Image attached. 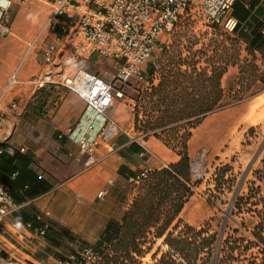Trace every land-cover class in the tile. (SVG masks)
<instances>
[{"label":"crops","instance_id":"0c3cea01","mask_svg":"<svg viewBox=\"0 0 264 264\" xmlns=\"http://www.w3.org/2000/svg\"><path fill=\"white\" fill-rule=\"evenodd\" d=\"M240 1L248 7L252 0ZM258 1L239 27L250 40L257 33L256 23H264L258 13L264 9V0ZM47 4L52 13L46 20L38 15L40 11L34 14L32 22L37 27L31 32H21L25 8L23 17L7 35L1 33L0 27V111L4 114L0 122V180L9 185L18 204L6 219V233L0 234V264H57L78 248L95 246L107 227L122 223L132 204L137 189L130 177L148 168L162 169L180 159L156 135L134 131L129 113L123 121L128 120L126 127L134 136L141 135L140 140L119 133L114 146L111 142L100 145L98 162L85 169L79 145L66 134L80 120L85 101L64 87L38 89L32 81L45 69L44 51L55 35L45 28L54 13L53 3ZM21 20L23 25L18 30ZM83 60L89 59L79 62L85 68ZM15 73L17 82L10 84ZM116 102L117 99L107 112L118 122L129 109ZM262 106L258 103L251 107L256 112H249L246 118L252 124H264L259 120ZM213 117L218 121L204 126L207 118L193 138L197 136L204 142L207 132L211 139L221 137L228 127L236 129L243 121L237 111ZM231 137H226L224 145L231 144ZM193 138L189 141L191 157ZM100 191H105L103 197H99ZM43 228L46 233L42 236L38 231Z\"/></svg>","mask_w":264,"mask_h":264},{"label":"rangeland","instance_id":"374dc122","mask_svg":"<svg viewBox=\"0 0 264 264\" xmlns=\"http://www.w3.org/2000/svg\"><path fill=\"white\" fill-rule=\"evenodd\" d=\"M24 8L26 9L23 14L24 25L23 20L18 25V30L23 25L22 34L36 29L37 24L32 22V16L38 11H40L38 15L43 16L44 20L48 19L52 13L51 5L43 1L16 4L8 11L11 31L13 25L15 26L19 18L23 17L21 14ZM259 10V15L264 17V9ZM170 39V46L155 52L148 63V65L153 62L156 64L157 71L153 76L155 83L163 77V66L160 60L165 52L176 50L189 54L190 51H199L198 65L200 67L209 70H212L213 66L226 68L221 80L226 102L233 100L237 90H243L246 93L242 100L227 104L224 108L210 113L201 122L213 116L237 111L243 121L236 129L232 126L228 127L223 136L215 139H211L207 132L204 142H201L200 138L197 140V136L193 138L192 135L193 180L197 181V184L194 194L187 200L180 213L179 219L182 224L176 233L184 223H189L196 227L206 226L210 233H223L226 230L224 238L229 234L249 237L253 227L260 222V211L264 210V124H252L253 121L246 118L249 112L252 115L255 114V108L251 110L252 106L258 103L264 106V81L262 80L264 50L253 47L247 35H243L239 30L230 31L225 27L213 26L201 17H186L177 25ZM209 57L212 60H209ZM82 65L111 81L118 72L114 62L105 57H93L84 61ZM148 65L145 67L143 79L133 78L124 85H117L123 91V96L117 97L116 105H123L129 109L125 115L123 114L124 118L118 120L119 125L125 129L129 128L125 124L128 120H123L129 116V113L134 121L136 107L134 97L138 95L139 89L149 86ZM182 69H186V66ZM139 111L143 116L144 109L140 107ZM260 114L259 120L264 122V111ZM201 123L193 129V134L201 128ZM133 130L136 131L135 124ZM229 134L233 135L231 144L224 145ZM226 165L229 167L225 169ZM140 185L136 187V196ZM177 222L178 219L169 231H173V226ZM147 237L145 253L139 257V264H156L169 247L164 242V237H155V229H151ZM89 245L95 247L94 244ZM257 250L254 248L251 253L257 255L256 261L259 262ZM234 264H248V261L236 260Z\"/></svg>","mask_w":264,"mask_h":264},{"label":"built area","instance_id":"2783aa9c","mask_svg":"<svg viewBox=\"0 0 264 264\" xmlns=\"http://www.w3.org/2000/svg\"><path fill=\"white\" fill-rule=\"evenodd\" d=\"M30 1L36 0H0L1 33L9 32L8 11L11 6ZM37 1L53 3L54 13L45 28L55 35L44 51L46 67L32 81L38 89L64 87L85 101L86 107L80 120L66 132L79 145L85 169L98 162L100 145L111 142L114 146L119 133H125L135 141L140 140L141 135L134 136L131 130L121 127L107 111L117 97L123 96L117 85H124L133 78L143 79L145 67L154 53L170 46V35L181 21L186 17H201L213 26L230 31H234L238 23L233 15L235 0ZM95 55L112 60L118 67L112 81L79 65L80 60ZM15 82L16 73L9 83ZM13 106L17 108L18 105ZM3 118L4 114L0 111V122ZM20 150L24 152L26 148L21 147ZM153 171L148 168L130 177V181L137 187ZM104 194L105 191H100L99 197ZM17 208L9 185L0 180V234L6 233V219ZM38 233L43 236L46 229H40ZM101 261L102 254L86 245L57 264H100Z\"/></svg>","mask_w":264,"mask_h":264},{"label":"trees","instance_id":"16d2710c","mask_svg":"<svg viewBox=\"0 0 264 264\" xmlns=\"http://www.w3.org/2000/svg\"><path fill=\"white\" fill-rule=\"evenodd\" d=\"M258 2L252 0L246 7L240 0L234 1L233 15L238 20L235 29L239 30L241 21L250 16ZM263 25L257 22L254 39L248 37L249 43L260 50H264ZM199 59V51L165 52L160 60L164 73L158 83L153 78L156 64L153 62L147 67L149 86L139 89L134 97L135 129L145 136L156 135L175 150L180 159L154 170L139 186V193L122 223L107 227L103 238L95 245L102 254L100 264H139L151 229H155V237H164L169 247L156 264H234L236 260L264 264V210L260 211V222L249 237L229 234L224 238L226 230L210 233L206 226L196 227L189 223H184L176 233L182 224L179 215L197 184L193 180V159L189 152L193 129L210 113L246 95L243 90H237L233 100L226 102L221 82L226 68L213 66L209 70L198 65ZM183 66L186 69H182ZM140 107L144 109V117ZM216 121L218 117L209 118L204 126ZM228 167L226 165L225 169ZM177 219L173 231H169ZM254 248L258 249L259 262L257 255L251 253Z\"/></svg>","mask_w":264,"mask_h":264}]
</instances>
